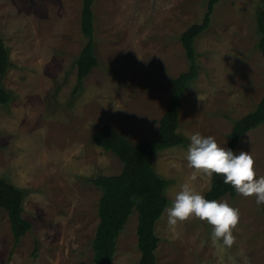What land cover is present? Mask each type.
<instances>
[{"label": "rangeland", "instance_id": "rangeland-1", "mask_svg": "<svg viewBox=\"0 0 264 264\" xmlns=\"http://www.w3.org/2000/svg\"><path fill=\"white\" fill-rule=\"evenodd\" d=\"M206 2L96 0L99 65L77 83L75 62L86 42L82 0H0L10 59L0 85L11 94L0 103V177L24 191L23 218L31 224L14 244L0 208V264H92L101 191L88 179L122 169L113 153L94 144L93 132L111 128L131 142L157 136L169 80L188 67L180 35L201 21ZM262 8L264 0H220L209 28L195 40L198 74L178 107L177 132L187 142L153 158L155 171L168 181L166 208L183 183L201 195L210 186L206 176L190 179V136H212L226 147L233 121L264 95V61L256 47ZM241 151L253 157L255 178L264 176V124L240 139L234 154ZM218 201L239 210L234 245L213 246L212 226L196 218L170 228L164 210L155 225L157 264H264L263 204L238 193ZM137 224L134 210L117 238L113 264H139Z\"/></svg>", "mask_w": 264, "mask_h": 264}, {"label": "trees", "instance_id": "trees-1", "mask_svg": "<svg viewBox=\"0 0 264 264\" xmlns=\"http://www.w3.org/2000/svg\"><path fill=\"white\" fill-rule=\"evenodd\" d=\"M220 0H207L200 22L193 23L180 35L188 67L175 78L170 79L172 86L169 104L158 120L157 136L140 142H131L125 133L104 128L93 132L95 145L106 152L113 153L121 162L122 169L116 175H97L88 179L101 191L98 200V224L91 242L92 264H113L116 242L123 231L129 216L137 211V247L140 252L139 264H157L155 251L159 238L155 234L156 222L167 204L165 188L168 181L155 171V154L167 148L185 144L187 139L177 132L179 126L180 98L188 85L197 77V52L195 40L205 32L211 21L215 5ZM96 0H82L80 31L86 42L76 59L77 83L85 79L92 69L99 65L95 52L94 10ZM257 49L264 61V8L256 13ZM10 67L9 51L0 32V79ZM11 94L0 85V103L7 104ZM264 124V95L254 110L233 121L228 135L226 149L235 152L240 139L249 131ZM236 190L224 183V177L213 174L208 190L204 193L207 200H219L229 195L236 196ZM25 193L11 182L0 177V208L5 210L10 224L14 244L31 230V224L23 218ZM264 213V204L262 205ZM37 246L34 247V253ZM33 253V254H34Z\"/></svg>", "mask_w": 264, "mask_h": 264}, {"label": "clouds", "instance_id": "clouds-1", "mask_svg": "<svg viewBox=\"0 0 264 264\" xmlns=\"http://www.w3.org/2000/svg\"><path fill=\"white\" fill-rule=\"evenodd\" d=\"M187 167L192 170L190 179L206 176L211 180L215 173L224 177L236 192L245 197L256 198V204H264V176L256 179L255 161L249 152L239 155L232 150L218 146L212 136L204 137L199 133L190 136V144L185 155ZM167 224L170 228L196 218L212 226L213 246L231 248L235 243L233 230L239 222V210L227 202L207 200L188 182L180 186L170 207L165 209Z\"/></svg>", "mask_w": 264, "mask_h": 264}]
</instances>
